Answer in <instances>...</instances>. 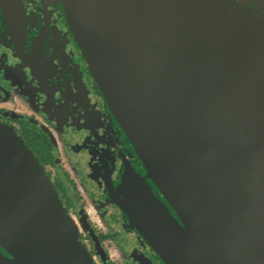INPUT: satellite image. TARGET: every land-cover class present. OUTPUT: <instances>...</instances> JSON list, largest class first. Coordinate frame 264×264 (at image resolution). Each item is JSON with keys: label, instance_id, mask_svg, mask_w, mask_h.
Listing matches in <instances>:
<instances>
[{"label": "water", "instance_id": "1", "mask_svg": "<svg viewBox=\"0 0 264 264\" xmlns=\"http://www.w3.org/2000/svg\"><path fill=\"white\" fill-rule=\"evenodd\" d=\"M59 1L153 184L147 211L132 195L142 179L123 174L129 221L165 264H264V0ZM0 264H89L36 157L3 127Z\"/></svg>", "mask_w": 264, "mask_h": 264}, {"label": "flooded vegetation", "instance_id": "2", "mask_svg": "<svg viewBox=\"0 0 264 264\" xmlns=\"http://www.w3.org/2000/svg\"><path fill=\"white\" fill-rule=\"evenodd\" d=\"M8 1L0 0V127L36 157L89 264H165L114 197L126 198L121 178L131 168L142 179L131 180L132 195L148 211L153 184L95 89L62 3Z\"/></svg>", "mask_w": 264, "mask_h": 264}]
</instances>
